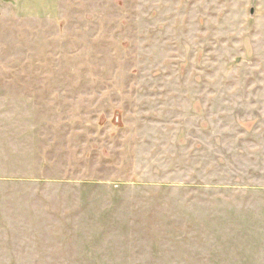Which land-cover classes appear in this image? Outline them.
I'll return each mask as SVG.
<instances>
[{
    "label": "rangeland",
    "instance_id": "1",
    "mask_svg": "<svg viewBox=\"0 0 264 264\" xmlns=\"http://www.w3.org/2000/svg\"><path fill=\"white\" fill-rule=\"evenodd\" d=\"M0 264H264V0H0Z\"/></svg>",
    "mask_w": 264,
    "mask_h": 264
},
{
    "label": "crops",
    "instance_id": "2",
    "mask_svg": "<svg viewBox=\"0 0 264 264\" xmlns=\"http://www.w3.org/2000/svg\"><path fill=\"white\" fill-rule=\"evenodd\" d=\"M5 212H6V210L4 211V213H5ZM4 213H3V214H4ZM5 246H6V245H5Z\"/></svg>",
    "mask_w": 264,
    "mask_h": 264
}]
</instances>
